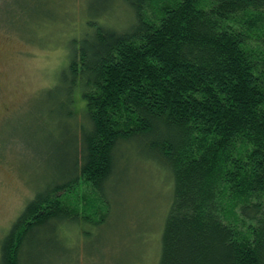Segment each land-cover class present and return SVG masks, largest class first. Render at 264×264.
<instances>
[{
    "label": "trees",
    "instance_id": "obj_1",
    "mask_svg": "<svg viewBox=\"0 0 264 264\" xmlns=\"http://www.w3.org/2000/svg\"><path fill=\"white\" fill-rule=\"evenodd\" d=\"M120 1L125 27L99 10L70 42L53 99L79 133L2 237L0 264H40L64 226L104 223L126 145L172 180L158 264H264V0Z\"/></svg>",
    "mask_w": 264,
    "mask_h": 264
},
{
    "label": "rangeland",
    "instance_id": "obj_2",
    "mask_svg": "<svg viewBox=\"0 0 264 264\" xmlns=\"http://www.w3.org/2000/svg\"><path fill=\"white\" fill-rule=\"evenodd\" d=\"M5 1L12 0L0 4ZM111 1L110 9L107 0H24V6L14 1L0 6V242L34 192L58 172L72 136L79 133L80 117L66 122L57 106L64 92L58 82L70 42L84 33L88 17L101 10L100 20L109 26L127 25L126 6ZM12 20L13 25H5ZM71 98L72 113L77 88ZM137 148L118 149L123 176L116 177L117 194L109 192L106 221L64 226L53 241L58 255L40 264H158L172 180L157 162L133 156ZM91 202L92 197L89 209Z\"/></svg>",
    "mask_w": 264,
    "mask_h": 264
}]
</instances>
